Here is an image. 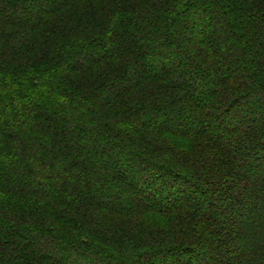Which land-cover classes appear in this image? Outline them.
Instances as JSON below:
<instances>
[{
    "label": "trees",
    "instance_id": "1",
    "mask_svg": "<svg viewBox=\"0 0 264 264\" xmlns=\"http://www.w3.org/2000/svg\"><path fill=\"white\" fill-rule=\"evenodd\" d=\"M263 109L264 0H0V264H264Z\"/></svg>",
    "mask_w": 264,
    "mask_h": 264
},
{
    "label": "rangeland",
    "instance_id": "2",
    "mask_svg": "<svg viewBox=\"0 0 264 264\" xmlns=\"http://www.w3.org/2000/svg\"><path fill=\"white\" fill-rule=\"evenodd\" d=\"M31 13H32V12H31ZM32 14H33V13H32ZM214 42L216 43L217 40L215 39ZM262 113L264 114V109L262 110ZM263 163H264V161H263ZM108 193H110V191H109Z\"/></svg>",
    "mask_w": 264,
    "mask_h": 264
}]
</instances>
